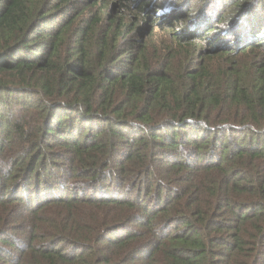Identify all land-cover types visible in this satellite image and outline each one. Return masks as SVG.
I'll list each match as a JSON object with an SVG mask.
<instances>
[{"label":"trees","instance_id":"trees-1","mask_svg":"<svg viewBox=\"0 0 264 264\" xmlns=\"http://www.w3.org/2000/svg\"><path fill=\"white\" fill-rule=\"evenodd\" d=\"M0 264H264V0H0Z\"/></svg>","mask_w":264,"mask_h":264}]
</instances>
